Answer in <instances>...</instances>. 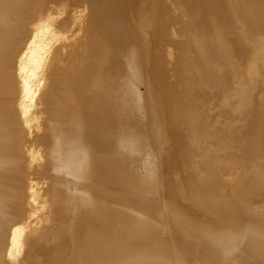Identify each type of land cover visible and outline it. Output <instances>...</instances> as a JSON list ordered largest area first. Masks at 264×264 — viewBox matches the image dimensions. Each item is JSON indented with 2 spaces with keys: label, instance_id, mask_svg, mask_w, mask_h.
<instances>
[{
  "label": "bare ground",
  "instance_id": "1",
  "mask_svg": "<svg viewBox=\"0 0 264 264\" xmlns=\"http://www.w3.org/2000/svg\"><path fill=\"white\" fill-rule=\"evenodd\" d=\"M237 13L251 21L242 0H0V264H199L185 223L208 264H264V173L217 226L174 204L191 76L221 98L239 81Z\"/></svg>",
  "mask_w": 264,
  "mask_h": 264
},
{
  "label": "rangeland",
  "instance_id": "2",
  "mask_svg": "<svg viewBox=\"0 0 264 264\" xmlns=\"http://www.w3.org/2000/svg\"><path fill=\"white\" fill-rule=\"evenodd\" d=\"M81 3L83 8H89L88 2ZM242 3L252 12L251 21H247L246 14L237 13V22L231 20L226 29L233 45L232 63L242 71L239 81L221 98L213 93L216 89L211 90L191 76L189 90L192 91L186 103L190 119L187 164L175 173L173 182L177 190L174 204L207 220L212 227L221 223L224 211L231 205L237 207L238 216L246 214L234 189L248 178L264 173V137L258 134L264 126V41L258 38L257 32H252L254 24L257 25L254 17L264 15V0H242ZM227 14L232 16L229 11ZM145 90L142 86L141 91ZM149 103L154 123H158L152 98ZM159 133L163 134V129ZM169 143L168 139L164 140L166 148ZM37 171L42 172L43 168L39 166ZM202 186L212 187L215 196L211 198L202 193ZM176 238L186 248L187 261L208 264L200 247L203 241L200 229L189 223L182 224ZM224 255L228 256L229 251Z\"/></svg>",
  "mask_w": 264,
  "mask_h": 264
},
{
  "label": "snow or ice",
  "instance_id": "3",
  "mask_svg": "<svg viewBox=\"0 0 264 264\" xmlns=\"http://www.w3.org/2000/svg\"><path fill=\"white\" fill-rule=\"evenodd\" d=\"M24 55L27 56V52H25ZM20 60H21V62H23V60H24V56H22V57L20 58ZM21 71H22V72L27 71V69L23 67V64H22V63H21ZM25 84L27 85V80H25ZM233 251L238 252V251H239V247L237 246V248H235ZM233 264H240V262H239V260L237 259V260H235V261L233 262Z\"/></svg>",
  "mask_w": 264,
  "mask_h": 264
}]
</instances>
